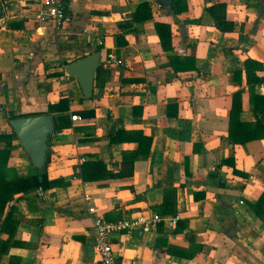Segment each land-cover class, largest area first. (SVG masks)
Masks as SVG:
<instances>
[{
  "label": "crops",
  "instance_id": "obj_1",
  "mask_svg": "<svg viewBox=\"0 0 264 264\" xmlns=\"http://www.w3.org/2000/svg\"><path fill=\"white\" fill-rule=\"evenodd\" d=\"M0 1V135L13 131L14 116L70 123L72 115L95 113L49 137V178L69 185L15 197L18 227L8 242L0 232L8 243L0 264H102L95 218L152 212L183 218L176 228L164 222L116 236L122 264H264V220L252 207L264 194V140L241 146L229 139L235 92L243 96L241 121L257 119L244 62L264 67V0H187L181 14L157 0H68L58 28L36 21L19 0ZM145 2L154 3L152 18L135 22ZM218 3L228 5L233 33L220 32L207 13ZM156 23L171 26V51ZM98 52L102 67L87 100L77 79L59 78ZM170 57L194 58L195 68L175 72ZM62 100L69 108L50 114ZM19 142L16 136L9 179L39 170ZM81 157L105 166H80L79 174Z\"/></svg>",
  "mask_w": 264,
  "mask_h": 264
},
{
  "label": "trees",
  "instance_id": "obj_2",
  "mask_svg": "<svg viewBox=\"0 0 264 264\" xmlns=\"http://www.w3.org/2000/svg\"><path fill=\"white\" fill-rule=\"evenodd\" d=\"M154 3L145 2L138 6L136 12L133 14L135 22H142L152 18V7ZM175 14H181L188 10L187 0H176L171 7ZM229 7L226 3H218L207 8V13L214 20L216 28L222 33H233L235 31V23L228 19ZM16 27V26H11ZM155 29L157 35L161 40L162 47L165 51H171L173 49L172 30L171 26L162 23H156ZM100 50V49H99ZM170 64L175 72L187 71L195 68L194 58H182V57H170ZM247 84L251 93L250 105L253 108V112L256 115V121L254 123H245L241 121V114L243 112V96L241 91H237L232 96V108L230 112L229 120V139L236 145H247L248 143L264 140V95L256 93L255 88L264 84V76L261 73L264 71L263 64L253 59H247L244 62ZM240 75V74H239ZM69 108L66 100L60 101L57 105H50L49 113H62ZM94 117L95 113L90 114L82 113L81 118ZM20 117H12L10 121L19 119ZM22 118V117H21ZM55 124V132H61L65 129H69L72 126V121L68 123L66 118L53 117ZM16 139V134L12 131L9 134L0 135V144H4L5 147L0 149V214L4 216V219H0V232L8 234L10 241L13 239L18 227V222L15 218L18 213V208L12 205L14 199L18 195H30L34 192H38V197L42 196L46 191L51 190L57 186H68L69 183L62 179L51 180L48 175V169L51 164V153L47 154V161L45 167L41 170H37V174L27 178L9 179L8 166L12 158L13 143ZM112 142L117 140L113 137ZM129 159L125 158L127 162ZM135 158H132L131 164H133ZM227 162L225 160L224 162ZM81 166H105L102 162H86ZM82 173V171H81ZM86 180V179H85ZM174 193V192H173ZM168 202V201H167ZM168 207V204L166 205ZM255 213L258 217L264 220V194L260 197L256 204L252 205ZM169 213H164L166 216ZM162 216V215H161ZM163 217V216H162ZM7 242L0 240V259L2 255V248L8 245Z\"/></svg>",
  "mask_w": 264,
  "mask_h": 264
},
{
  "label": "built area",
  "instance_id": "obj_3",
  "mask_svg": "<svg viewBox=\"0 0 264 264\" xmlns=\"http://www.w3.org/2000/svg\"><path fill=\"white\" fill-rule=\"evenodd\" d=\"M25 9H29L36 21L43 24H52L57 28L64 25L68 19V0H19ZM7 9V8H6ZM8 10V9H7ZM70 76L66 68L59 78L61 83H69ZM264 92V84L259 86V93ZM71 121L78 123L81 117L72 115ZM87 162V158L81 157L77 167V173H81L80 166ZM243 205V202H241ZM182 214L178 213L168 217L152 212L139 214L135 217L125 218L117 221H107L96 217L94 221V246L102 264H122L113 249V240L116 236L138 230L149 231L156 229L161 223L167 222L171 228H176L182 220Z\"/></svg>",
  "mask_w": 264,
  "mask_h": 264
},
{
  "label": "water",
  "instance_id": "obj_4",
  "mask_svg": "<svg viewBox=\"0 0 264 264\" xmlns=\"http://www.w3.org/2000/svg\"><path fill=\"white\" fill-rule=\"evenodd\" d=\"M162 6L171 8L175 0H157ZM4 18V10L0 1V20ZM102 67L100 53H94L66 67L70 78L79 82L85 99L93 97L96 73ZM11 127L20 141L26 154L36 169H43L49 151L48 140L55 131L53 117L39 115L23 117L11 121Z\"/></svg>",
  "mask_w": 264,
  "mask_h": 264
},
{
  "label": "rangeland",
  "instance_id": "obj_5",
  "mask_svg": "<svg viewBox=\"0 0 264 264\" xmlns=\"http://www.w3.org/2000/svg\"><path fill=\"white\" fill-rule=\"evenodd\" d=\"M19 144H20V142H19ZM19 148H22L21 144H20ZM22 149H23V148H22ZM23 151H24V149H23ZM28 158H29V157H28Z\"/></svg>",
  "mask_w": 264,
  "mask_h": 264
}]
</instances>
